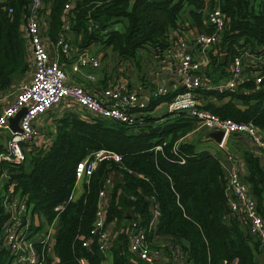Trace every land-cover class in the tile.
I'll return each instance as SVG.
<instances>
[{
  "label": "trees",
  "instance_id": "obj_1",
  "mask_svg": "<svg viewBox=\"0 0 264 264\" xmlns=\"http://www.w3.org/2000/svg\"><path fill=\"white\" fill-rule=\"evenodd\" d=\"M68 1L71 6L66 12L67 32L72 31L77 37L74 46L79 50L98 44L109 47L120 60L134 57L140 49L160 57L170 49L168 30L180 27L187 7L193 8L190 15L199 30L205 12L216 7L224 19L222 39L215 45L218 53L233 57L244 52L241 69L245 55H264L263 0L258 4L255 0H44L48 3V12L41 11L44 34L51 42L62 31V8ZM27 3L28 0L0 1V92L17 84L30 68L28 47L20 30ZM88 20L95 25L91 30L87 29ZM203 28L202 33L211 31L208 25ZM261 68L264 63L257 61L255 69L260 72ZM246 69L249 76L237 89H197L200 109L220 118L250 121L264 134V85L255 88V69ZM180 91L151 95L147 104L137 110L132 125L94 117L70 105L72 109L65 108L54 117L48 144L22 145L25 157L18 164L0 160V173L7 175L2 189L12 184V192L25 201L31 214L46 222L56 221L52 254L42 264H77L81 257L85 264L104 261L105 256L93 239L86 246L81 245L88 237L98 191L103 186L109 188L104 219L110 227L123 225L134 217L145 226L149 205L154 201L159 215L155 229L147 237L161 236L176 244L184 264H221L223 260L258 264L253 259L258 242L237 219L225 217L228 194L217 154L197 150L181 139L194 127V118L184 111L153 113L157 105L166 104ZM209 95L227 97L214 104L207 100ZM100 149L118 153L120 161L97 163L91 175L80 180L76 188L75 163ZM3 153L0 142V154ZM245 158V181L264 221V168L258 158L250 154ZM106 178L110 179L107 185ZM4 218L0 206V225ZM34 230L36 226L29 227L25 236ZM109 252L111 264H137L130 261L123 229L116 232ZM9 257L0 230V264H8Z\"/></svg>",
  "mask_w": 264,
  "mask_h": 264
},
{
  "label": "built area",
  "instance_id": "obj_2",
  "mask_svg": "<svg viewBox=\"0 0 264 264\" xmlns=\"http://www.w3.org/2000/svg\"><path fill=\"white\" fill-rule=\"evenodd\" d=\"M43 1L28 0L20 29L32 62L29 79L26 83H17L11 93L0 92V134L4 133L6 138H4L3 144L4 153L0 154V160L3 159L12 164H18L24 160L25 152L22 145H37L36 142H33L34 138L39 136L34 125L35 120L61 101H69L91 116L126 125L134 124L137 117L136 111L145 106L138 101L136 92L128 90L126 83L120 79L100 89L98 96L80 83L67 81V75L62 65L48 54L49 44H52L60 54L67 57L71 74L80 75L89 81H93V75L85 73L81 69H94L98 67L99 60L96 55L83 49H77L69 41V38L64 36V33L69 30L66 12L71 6V1L63 5L62 31L58 33L57 38L51 42L45 37V22H43L41 14ZM204 15L211 31L199 33L194 37V42L201 51L212 45H217L222 39L224 29V19L218 8H210ZM94 26V23L88 20L87 29L91 30ZM169 50L170 58L176 66L175 74L182 91L176 93L166 103L167 111L186 112L188 116L194 118L195 129L203 128L211 132L220 131L222 134L244 135L249 143L255 145L264 154V135L252 122L220 118L212 112L200 109L197 89L210 88V85L201 81L199 76L200 60L188 51L185 38L176 36L171 41ZM243 54L244 52L232 57V67L227 80L219 83L214 89L227 91L237 87L241 82L239 76ZM256 60L263 64L264 55L259 54ZM261 69L254 78L255 88L259 87L264 77V68ZM167 92L166 87L158 86L153 95H163ZM10 95L12 98L8 100ZM22 108L24 110L17 121V130H11L9 120ZM49 142L50 139L41 144L44 146ZM155 148L158 149L159 146ZM120 159L121 156L118 153L109 150L100 149L91 152L75 163L74 184L88 178L97 163L102 161L119 162ZM226 161L227 165H224L223 171L225 189L228 194V213L225 217H233L241 222L252 239L264 249V221L257 212L255 200L247 183L240 176L244 167L232 154H226ZM6 177L4 172L0 173V206L5 216L0 230L3 235V248L10 255L8 264H42L44 258L48 254H52L55 230L52 229L51 223L55 222V219L51 222L44 220L47 223L44 230L36 229L28 237L25 236L29 228V219L33 214L30 213L25 201L17 193L12 192V184L8 183L6 188L2 189ZM109 183L110 179L106 178L105 185ZM105 187L103 186L98 191L94 219L88 237L81 242L82 246H86L93 239L97 249L104 256L107 255L115 235L114 228L106 224L104 219L109 189ZM54 209L59 210L60 207ZM148 211L149 219L145 226L140 223L137 217L129 218L128 222L123 224L122 229L127 251L131 256L130 261L137 262V264H164L166 262L184 264L183 254L176 244L167 241V244H164L166 248L163 249L152 241L153 236L151 239L147 237L148 232L155 229L159 215L154 201L149 205ZM77 264H85V260L81 257L77 260ZM221 264H229V262L223 260Z\"/></svg>",
  "mask_w": 264,
  "mask_h": 264
},
{
  "label": "crops",
  "instance_id": "obj_3",
  "mask_svg": "<svg viewBox=\"0 0 264 264\" xmlns=\"http://www.w3.org/2000/svg\"><path fill=\"white\" fill-rule=\"evenodd\" d=\"M48 3L43 1L42 11L43 13L48 12ZM192 7H187L182 15L181 24L178 29H170L168 30V38L172 41L176 36H181L185 38V43L188 51L197 59L200 60V79L202 82L209 84L210 88L208 90L218 91L216 86L219 83H223L227 80L229 75V71L232 67L231 59L229 54L225 53H218L215 49V46L212 45L209 48H206L204 51H201L196 46L194 42V37L199 33L204 32V28L207 26L205 15L201 18V30H199L194 23L192 22V18L190 15V10ZM43 15V14H42ZM43 19V16H42ZM69 41L72 44H75V38L77 37L74 35L72 31L67 32ZM83 50L91 51L92 54L96 55L99 60L98 67L94 69L90 68H82L81 71L85 73H90L93 75V81H89L85 78H82L80 75L71 74L69 71L68 59L64 55L60 54L52 44L48 45V54L51 58L57 59L59 63L64 68V71L67 75V81L69 83H80L84 87H86L90 92L95 95H99L100 89L110 85L111 83L115 82L116 80L120 79L126 83V88L130 91L136 92L138 96V101L143 103L144 105L147 104L151 95H153L155 89L158 86H164L167 88L168 91H176L177 89H181L182 87L179 83L178 77L175 74V63L170 58V50L168 52H164L163 56L157 57L153 55V53L145 51V50H138L134 57L126 58V59H117L114 52L109 47H102L98 44H91L88 47L83 48ZM90 52V53H91ZM244 55V54H243ZM31 59L28 53V65L30 66L28 71V76H30L32 70ZM243 66L240 72L239 79L243 82L248 76L249 73L247 71V67L251 69H255L257 60L254 57H249L245 55L242 60ZM255 63V64H254ZM259 74V71L255 69L254 76ZM26 74V75H27ZM240 82V83H241ZM16 83V82H15ZM15 83H12L14 85ZM6 89L3 92L11 93L14 90V87ZM237 89V87L235 88ZM234 90V89H232ZM230 90V91H232ZM227 96H224L222 99L215 98L214 95H209L207 100L212 101L214 104H219L225 101ZM12 96L10 95L8 100H10ZM200 101H203V98L199 96ZM74 109H79L73 103L69 101H61L54 107H52L49 111L45 112L44 114L40 115L35 120V127L41 134L42 142L45 141L46 138L50 139L52 132L54 130L53 119L54 117L59 114L63 109H69L71 107ZM165 106V103H161L157 105L153 113L162 106ZM69 107V108H68ZM166 107V106H165ZM71 108V109H72ZM167 109V108H166ZM137 112V111H136ZM49 114L46 118L45 115ZM45 118V119H44ZM53 127V128H52ZM52 128V131H48ZM49 132V136H45V131ZM211 131H207L205 129H195L194 127L187 132L181 139L193 144L195 149L197 150H208L212 153H216L220 164L223 166L227 165L226 161V154H232L236 160H238L241 165H243L244 169L243 172H240L241 178L245 181L247 176V161H246V154H250L252 157H256L259 159V165L264 168V154L263 152L257 148L255 145L248 142L244 135L239 134H222L219 141H216L214 137L211 135ZM5 134H0V142L4 144ZM34 142V140H33ZM246 182V181H245ZM78 187V183L76 188ZM108 195V192H107ZM239 222V221H238ZM46 222L36 216L33 215L29 219V227L36 226V229L44 230L46 228ZM52 229L55 230L56 228V221L51 223ZM239 224L244 228L243 224L239 222ZM123 225L117 226L114 228V232L121 229ZM114 235V237H115ZM113 237V239H114ZM31 238V236H30ZM112 239V241H113ZM155 244L160 245L163 249L164 244H167V239L161 236H155L152 240ZM112 243V242H111ZM258 248L253 253V259L258 264L264 263V249L257 246ZM110 249V248H109ZM128 252V251H127ZM161 253V252H160ZM111 255L108 250L107 255L105 256L104 261L101 264H111ZM56 261V258H54ZM230 262L229 264H233Z\"/></svg>",
  "mask_w": 264,
  "mask_h": 264
},
{
  "label": "rangeland",
  "instance_id": "obj_4",
  "mask_svg": "<svg viewBox=\"0 0 264 264\" xmlns=\"http://www.w3.org/2000/svg\"><path fill=\"white\" fill-rule=\"evenodd\" d=\"M255 2H256V4H258V3H261V0H255ZM259 6V5H258ZM89 52H91V51H89ZM92 53V52H91ZM28 79H29V76H28V74L27 75H24L23 76V78L22 79H20V80H17V83L18 84H20V83H26L27 81H28ZM166 106V105H165ZM164 105L162 106V107H160L159 109H157L155 112H154V115H160V114H165V113H167L168 111H167V109H166V107H165ZM49 111V110H48ZM49 114H46L45 115V118L48 116ZM44 118V119H45ZM53 128V127H52ZM52 128L50 129V130H48V131H52ZM203 129V128H202ZM47 130L44 132V134H45V136H49V132H48ZM264 135V134H263ZM6 137H7V135H6ZM5 138V137H4ZM6 139V138H5ZM48 140V138H46L45 139V141H47ZM34 142H36L37 144H41L42 143V137H41V135H39V136H36L35 138H34ZM25 147H27V146H24V148Z\"/></svg>",
  "mask_w": 264,
  "mask_h": 264
},
{
  "label": "water",
  "instance_id": "obj_5",
  "mask_svg": "<svg viewBox=\"0 0 264 264\" xmlns=\"http://www.w3.org/2000/svg\"><path fill=\"white\" fill-rule=\"evenodd\" d=\"M260 85H264V77L262 78V80H261V82H260ZM240 108H243V106H239ZM23 108L22 109H20L17 113H16V115L13 117V118H11L10 120H9V128L11 129V130H17V121H18V119H19V117H20V115H21V113L23 112ZM212 137H214L215 139H216V141H219L220 140V138H221V136H222V133L220 132V131H213V132H211V134H210Z\"/></svg>",
  "mask_w": 264,
  "mask_h": 264
},
{
  "label": "clouds",
  "instance_id": "obj_6",
  "mask_svg": "<svg viewBox=\"0 0 264 264\" xmlns=\"http://www.w3.org/2000/svg\"><path fill=\"white\" fill-rule=\"evenodd\" d=\"M260 86H262V85H259V87H260ZM259 87H258V88H259ZM194 121H195V120H194ZM194 126H195V124H194ZM154 237H155V236H153V238H154ZM111 242H112V241H111Z\"/></svg>",
  "mask_w": 264,
  "mask_h": 264
}]
</instances>
